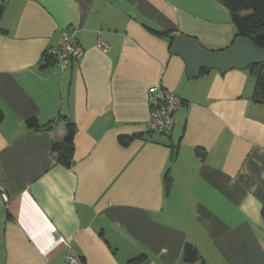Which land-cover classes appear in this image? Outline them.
<instances>
[{"label": "crops", "instance_id": "obj_1", "mask_svg": "<svg viewBox=\"0 0 264 264\" xmlns=\"http://www.w3.org/2000/svg\"><path fill=\"white\" fill-rule=\"evenodd\" d=\"M0 17V264H264V104L248 69L190 78L176 35L235 38L222 0H4ZM76 30L60 71L46 51ZM109 46L104 51L100 46ZM182 105L170 137L148 133V90ZM36 119L39 129L27 122ZM76 125L70 168L52 144ZM121 137L131 138L128 144ZM170 180V183L167 181Z\"/></svg>", "mask_w": 264, "mask_h": 264}, {"label": "trees", "instance_id": "obj_2", "mask_svg": "<svg viewBox=\"0 0 264 264\" xmlns=\"http://www.w3.org/2000/svg\"><path fill=\"white\" fill-rule=\"evenodd\" d=\"M222 2L228 8L235 27V38L233 42L239 37H247L253 40L259 48H264V0H222ZM5 8L6 2L0 0V17L4 13ZM45 61L47 65L55 64V61L47 55L45 56ZM209 70L210 69L202 70L201 74ZM248 70L256 81L254 99L256 102L264 104V64L251 65ZM2 122L3 113L0 109V125ZM27 126L31 129L40 128L36 119L29 120ZM75 132V123L69 120L66 121L65 139L62 142H54L51 148L52 154L57 162L67 168H70L73 163ZM120 140L123 144H128L131 138L121 137ZM167 182L170 183V180ZM262 217L264 219V207L262 210ZM183 258L186 262L205 264L198 249L191 244H186L183 251ZM146 262L147 257L145 255H140L130 260L129 264H144Z\"/></svg>", "mask_w": 264, "mask_h": 264}, {"label": "built area", "instance_id": "obj_3", "mask_svg": "<svg viewBox=\"0 0 264 264\" xmlns=\"http://www.w3.org/2000/svg\"><path fill=\"white\" fill-rule=\"evenodd\" d=\"M76 37L75 29L64 32L58 45L46 51V55L55 61L60 71L67 70L72 60H79L84 54ZM100 46L104 51L109 49L105 43H101ZM148 103L151 116L147 124L148 133L171 136L175 128L174 115L180 109L182 100L172 90L162 86H152L148 90ZM9 202L8 193L0 186V204L7 205ZM64 264H84V262L69 246Z\"/></svg>", "mask_w": 264, "mask_h": 264}, {"label": "water", "instance_id": "obj_4", "mask_svg": "<svg viewBox=\"0 0 264 264\" xmlns=\"http://www.w3.org/2000/svg\"><path fill=\"white\" fill-rule=\"evenodd\" d=\"M171 53L185 61L187 74L193 79L205 69L224 74L230 70H244L251 65L264 64V48H259L247 37L237 38L226 49L212 51L203 47L197 39L180 34L173 39Z\"/></svg>", "mask_w": 264, "mask_h": 264}]
</instances>
